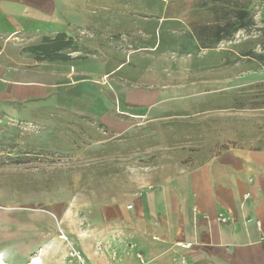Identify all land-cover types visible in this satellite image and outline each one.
Returning <instances> with one entry per match:
<instances>
[{
	"label": "rangeland",
	"instance_id": "obj_1",
	"mask_svg": "<svg viewBox=\"0 0 264 264\" xmlns=\"http://www.w3.org/2000/svg\"><path fill=\"white\" fill-rule=\"evenodd\" d=\"M236 1L251 3L254 26L199 50L190 23L211 17L191 13L196 0H74L68 22L77 15L80 60L111 66L119 57L125 64L114 85L124 79L142 89L157 62L162 83L183 89L170 90L175 100L160 113L118 112L113 127L84 110L81 116L65 97L34 117L0 110V205L17 222L1 220L0 254L8 264L36 256L40 264H88L86 254L106 264L105 249L97 252L104 229L97 228H104L107 207L132 204L155 182L225 149L264 146V64L243 56H264V0ZM131 31L139 43L127 42ZM93 85L106 86L99 77ZM46 214L58 224L42 232ZM7 253L20 257L8 260Z\"/></svg>",
	"mask_w": 264,
	"mask_h": 264
},
{
	"label": "crops",
	"instance_id": "obj_2",
	"mask_svg": "<svg viewBox=\"0 0 264 264\" xmlns=\"http://www.w3.org/2000/svg\"><path fill=\"white\" fill-rule=\"evenodd\" d=\"M75 6L74 0H0L1 111L26 118L39 107L46 112L60 107L57 101L65 97L69 108L80 106L81 116L93 115L113 127L119 124L114 121L118 112L136 111L144 117L175 100L170 90L183 88L163 84L157 62L146 75L152 81L142 89L136 83L126 85L124 79L114 85L113 74L125 64L119 57L110 66L98 59L80 60V49H64L58 54L66 59H39L43 56L34 47L46 40L62 37L79 48L77 15L68 22ZM126 39L139 43L133 31ZM98 77L105 87L93 85ZM8 210L0 205L2 234L3 217L8 224L16 222ZM104 218V228H97L104 229L97 252L105 249L106 264H264V146L225 149L201 165L155 182L132 204L107 207ZM41 221L42 232L58 224L48 214ZM6 256L16 261L20 254ZM86 257L92 264L94 256Z\"/></svg>",
	"mask_w": 264,
	"mask_h": 264
},
{
	"label": "trees",
	"instance_id": "obj_3",
	"mask_svg": "<svg viewBox=\"0 0 264 264\" xmlns=\"http://www.w3.org/2000/svg\"><path fill=\"white\" fill-rule=\"evenodd\" d=\"M250 2L230 0H196L191 13L211 17L209 21L190 23V28L195 32L199 50H213L225 41L232 39L238 32L246 31L254 26L253 13L249 8ZM190 10V9H189ZM191 11V10H190ZM63 41V42H62ZM62 37L54 41L46 40L44 44L34 47L41 53L44 60L66 59L65 55L58 53L64 49L74 48L70 42H64ZM76 49V48H75ZM264 64V56H255L253 52L243 54Z\"/></svg>",
	"mask_w": 264,
	"mask_h": 264
},
{
	"label": "bare ground",
	"instance_id": "obj_4",
	"mask_svg": "<svg viewBox=\"0 0 264 264\" xmlns=\"http://www.w3.org/2000/svg\"><path fill=\"white\" fill-rule=\"evenodd\" d=\"M41 259L39 256L34 257L28 264H40ZM0 264H8L4 257L0 254Z\"/></svg>",
	"mask_w": 264,
	"mask_h": 264
},
{
	"label": "built area",
	"instance_id": "obj_5",
	"mask_svg": "<svg viewBox=\"0 0 264 264\" xmlns=\"http://www.w3.org/2000/svg\"><path fill=\"white\" fill-rule=\"evenodd\" d=\"M249 196V195H248ZM184 248H187L188 246H183ZM72 257H77L78 259H80V255L78 254V253H76V252H73L72 253Z\"/></svg>",
	"mask_w": 264,
	"mask_h": 264
}]
</instances>
